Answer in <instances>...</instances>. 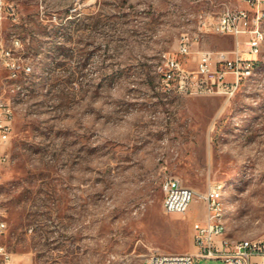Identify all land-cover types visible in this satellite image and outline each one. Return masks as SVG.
I'll use <instances>...</instances> for the list:
<instances>
[{
  "label": "rangeland",
  "instance_id": "obj_1",
  "mask_svg": "<svg viewBox=\"0 0 264 264\" xmlns=\"http://www.w3.org/2000/svg\"><path fill=\"white\" fill-rule=\"evenodd\" d=\"M226 6L253 16L244 0H18L2 34L21 39L18 60L32 68L11 79L0 62V92L15 106L0 147L10 156L6 264H141L152 251H195L205 205L165 213L169 175L198 191L220 182L230 238H264V44L229 99L165 91L157 72L167 52L189 68L200 49L232 56L228 34H203L189 55L177 48L199 14Z\"/></svg>",
  "mask_w": 264,
  "mask_h": 264
},
{
  "label": "built area",
  "instance_id": "obj_2",
  "mask_svg": "<svg viewBox=\"0 0 264 264\" xmlns=\"http://www.w3.org/2000/svg\"><path fill=\"white\" fill-rule=\"evenodd\" d=\"M253 10L251 17L248 8L226 6L217 15L199 14L198 31L193 34H181L178 41V52L189 55L203 34L218 33L234 37L235 48L232 56L226 50L200 49L195 68H189L173 54L163 55L162 63L157 72L165 91H173L183 95L221 94L231 98L246 82L248 69L261 53L264 44V0H244ZM18 0H0V62L9 69L8 78H14L19 71L29 73L31 65L18 62L22 42L12 35L5 40L2 34L4 20L16 18ZM250 20L251 24L245 23ZM240 36L245 39L240 40ZM244 43L245 50H241ZM17 83H11L15 90ZM8 99L0 92V147L10 140L14 121L15 106H8ZM6 148V147H4ZM0 152V181L3 169L10 162L6 149ZM165 193L163 209L165 213H186L194 201L203 202L205 216L202 220L193 222V244L195 251L185 253H166L152 251L147 254L141 264H193L195 259H218L220 264H264V238L252 244L235 242L227 244L226 236L217 227V219L223 214L220 205V182L208 185L205 191H198L182 183L174 175L166 176L162 182ZM8 231V222L4 210L0 207V236ZM10 259L9 252L0 245V264H6ZM129 260V258H127Z\"/></svg>",
  "mask_w": 264,
  "mask_h": 264
},
{
  "label": "bare ground",
  "instance_id": "obj_3",
  "mask_svg": "<svg viewBox=\"0 0 264 264\" xmlns=\"http://www.w3.org/2000/svg\"><path fill=\"white\" fill-rule=\"evenodd\" d=\"M256 61H257V59H255L253 61V64L251 65V69H248V73H247L246 79L254 71ZM18 62H19V60H18ZM8 106H14L13 99H8ZM221 192H222V186L220 184V205H221V208L224 209L223 203L221 201ZM217 227L220 229L221 232H223V235L226 236L227 244H235V242H241V243H244V244H252L253 242H258V241L261 240V239H253V238H250V239L232 240L230 238V236L228 235L227 230H226V226H225V222H224V212H223V214L220 215V218L217 219Z\"/></svg>",
  "mask_w": 264,
  "mask_h": 264
}]
</instances>
